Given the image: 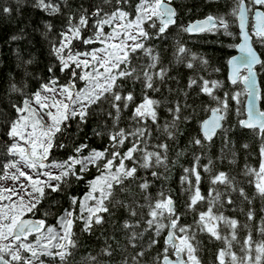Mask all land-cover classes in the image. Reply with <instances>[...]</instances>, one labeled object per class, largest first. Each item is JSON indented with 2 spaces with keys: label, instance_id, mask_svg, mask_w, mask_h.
Here are the masks:
<instances>
[{
  "label": "snow or ice",
  "instance_id": "obj_1",
  "mask_svg": "<svg viewBox=\"0 0 264 264\" xmlns=\"http://www.w3.org/2000/svg\"><path fill=\"white\" fill-rule=\"evenodd\" d=\"M24 2L16 0L17 15ZM31 7L62 20L58 27L43 22L40 35L48 42L52 58L44 71L30 72L35 58L18 53L17 69L22 76L10 72L0 80L2 98L8 100L7 108L0 111L7 137L0 147V264H44L41 255L52 258L49 264H76L73 258L80 244L75 226L78 224L81 233L91 234L102 228L106 215L110 217L119 208L126 215L118 227L112 223L114 232L121 233L120 239L102 231L104 243L96 255L82 257L81 264H201L197 229L211 239H223V248L215 253L218 264H264V85L257 83L255 70L259 65L264 71V58L255 48L264 49V0H231L223 13L210 11L198 19H191V8H187V22L178 21L181 7L174 0H102L88 9H73L66 2L62 8L61 0H32ZM12 12L9 3L0 4V16L8 18ZM172 28L189 37L211 32L231 38L225 46L237 54L225 59L228 87L224 80L205 78L208 59L192 52L178 36L172 42L171 57L195 71L183 87L173 89L164 83L170 64L163 62L152 41L163 43ZM75 41L82 42L85 50L73 51ZM94 44L99 46L87 47ZM33 80L35 87L31 86ZM77 81L83 86L78 87ZM161 86L171 99L155 98ZM201 95L206 102L197 104ZM12 96L17 97L15 101ZM161 107L165 110L162 123ZM89 121L93 122L90 134L104 141L101 147L77 142L78 133ZM181 123L190 125L189 135L183 149L179 144L172 146L169 165V145L183 135ZM72 125L76 133L71 132ZM152 125L159 137L154 141ZM245 130L259 141L254 152L258 163L245 162L239 178L214 169L215 163L235 164L238 153L247 152L249 143L236 139ZM57 137H62L59 144ZM66 142L70 152L62 160L53 159L50 150L63 149ZM212 147L217 148L214 157L209 152ZM189 151V164L181 166L180 192L186 194L184 211L195 213V219L192 224H182L172 194L163 187L151 194L147 176L164 179V172ZM90 168L96 174L85 181L86 191L79 195L68 192L67 206L55 216L57 227L46 225L48 211L39 205L79 183ZM205 179L207 197L200 190ZM256 199L261 204L258 220ZM205 200L207 208L196 211ZM49 203L56 201L53 198ZM225 205L233 206V211L239 207L246 217L245 230L255 220V232L261 238L254 240L245 234L241 241L237 237L241 221L214 211ZM36 211L41 218H31ZM220 225L227 228L223 237ZM161 236L163 247L145 261L146 249L157 245ZM113 240L115 248L109 243ZM233 241L240 244L239 256L232 251Z\"/></svg>",
  "mask_w": 264,
  "mask_h": 264
},
{
  "label": "trees",
  "instance_id": "obj_2",
  "mask_svg": "<svg viewBox=\"0 0 264 264\" xmlns=\"http://www.w3.org/2000/svg\"><path fill=\"white\" fill-rule=\"evenodd\" d=\"M7 2L9 3L12 8L13 12L8 18L0 16V80L6 77L10 72L16 75L18 78L22 76V72L17 69V54L24 56L27 58L29 55L34 57V64L29 67L30 72H42L46 69L47 65L52 61V58L48 54V42L41 37L40 32L43 31V22L50 21L53 25L59 26L62 20L60 16H49L42 12L39 9H34L31 7L32 0H26V2L21 3L19 5V15L16 12V0H0V4ZM67 3L71 8H76L79 6H83L84 8L88 9L89 6L93 3L101 4L102 0H61V7L63 8L64 3ZM231 3V0H174V4L176 6L181 7V15L178 17L179 20H184L187 22L189 18L188 14L186 13L187 8H191V15L190 18H199L208 12H220L223 13L227 10V5ZM231 27H235L232 25ZM83 35L87 36L88 32L84 31ZM16 35L19 39L12 41L9 37ZM179 37L181 42L186 43V46L192 51L198 54L204 55L206 59L209 61V71L206 74L205 78L208 79H218L225 81V87H228L226 83V64L225 59L227 56L232 55L234 53V49L227 48L225 46L226 43L230 42L231 38H225L221 33L219 36L215 33L205 32V33H198L195 35H191L189 37L188 34H181L178 33L176 28H172L169 32V37L163 43L153 40L152 46L157 48L160 51V54L163 58V62L166 65L170 64V69L168 74L165 77L164 83L168 84L169 87L175 89L178 87H183L186 83L187 77L192 75L193 71H189L183 67V64H177L171 57L172 49V42L176 37ZM165 45H167V50L165 51ZM97 45H89L87 47H96ZM85 45L82 44L80 41H75L73 45L74 50H85ZM255 48L259 55L264 58V49H261L259 45H255ZM15 49L16 51H13ZM144 62H147V58H144ZM219 68V72H213L211 69ZM256 72L259 80V84L264 85V71L261 70L260 66H256ZM57 74L59 75L58 69ZM200 74L205 75L204 70L200 68ZM174 77L175 79H171ZM63 79V77H61ZM78 83V81H77ZM31 86L35 87V81H31ZM131 87V85H128ZM139 85H136L137 91H139ZM242 87V86H241ZM2 89H0V111H3L7 108L8 100L7 98H2ZM196 90L193 89V92ZM151 94V93H150ZM222 94V93H218ZM13 101L17 98L16 96L11 97ZM155 98L164 100V99H171L172 97L169 95L167 88L161 86L160 91L155 94ZM206 97L201 95L198 100L195 102L199 104L201 101L206 102ZM159 114L161 117L160 123L163 122L165 118V110L163 107L159 109ZM130 115V111L125 114L123 120L127 119V116ZM201 115L203 113L201 112ZM122 126L123 123H122ZM93 127V122L89 121L87 127H84L77 135V142H85L88 143L90 147H101L104 141L93 137L90 132ZM180 130L183 132V135L177 137L176 140L171 141L169 145V165H171L172 160L171 157L174 155L172 151V146L179 144L180 148L183 149L186 143L187 136L189 135L190 125H186L181 123L179 125ZM6 129L4 128V120L0 118V147L6 142L7 137L5 136ZM71 132L76 133V126H71ZM152 132H153V141L157 138L156 133V125H152ZM87 136V139L85 137ZM62 137L56 138V143L59 144L61 142ZM236 139L239 143L248 142L250 147L247 152L240 151L238 153L236 163L229 164L227 161L224 163H215L214 169L219 170H227L233 175H237L240 169L244 166L245 162L248 164L255 165L258 163L257 155L254 154L256 147L258 146L259 141H257L250 132L245 130L243 133L237 134ZM218 143V142H217ZM239 144H237V147ZM71 145H68L66 142V147L61 149L59 147L50 150L51 157L56 160H62L66 157V155L70 152ZM217 151L216 147H212L209 149L210 155L212 157L215 156ZM3 155V152L0 151V156ZM191 151L187 153L186 156L180 157L179 161L175 164L174 167L170 168L166 172H164V179H153L150 175L147 178L151 181L149 192L153 195L157 191H160L163 187L165 192H170L175 200L176 210L181 213L180 223L184 224H192L195 219V213L193 212H185L183 205L186 199V194L181 195L180 192V174H181V166L188 165L191 159ZM206 162V161H202ZM202 172V170H201ZM96 174L95 168H90L89 172L85 174L84 179L81 180L79 183H73L70 186L66 187L64 192L59 194H53L52 197L43 201L39 208L42 210H47L48 215L45 218V223L51 224L54 227L56 226L55 216L59 215V213L63 210L64 206H67L66 194L71 192L73 195L82 194L83 191H86V184L85 181L90 179L93 175ZM144 175V173H140ZM187 185H185V188ZM247 187V184H245ZM201 193L204 197L208 196V183L207 180H203L200 185ZM249 195H251V189H248ZM55 199L56 203L51 204L49 203L50 199ZM207 201L200 205L196 209V211H200L207 208ZM261 206L259 199H256L254 202V207L257 209L256 212V220L259 219V207ZM247 207L246 205L244 206ZM214 211L216 212H223L224 215L227 216H235L238 220L241 221V227L237 230V237L242 241V237L245 234H250L251 237L256 240L260 239L258 237L255 228L256 223L255 220L250 222L249 228L245 230L243 228V223L246 221V217H244L240 211L239 207L233 211V206L225 205L223 208L217 206ZM28 216L29 214H25ZM125 212L123 208L115 209L112 211V215L105 216V223L102 228H95L91 234L88 233H81L79 230L78 224L75 226L76 232V239L80 244V250L74 256V261L76 264H81L82 257H86L87 255H96L98 249L104 243V236L101 235L103 231L108 236L114 235V240H119L121 233L119 231H115L113 229V221L116 222V227L119 225V221L124 218ZM31 217L34 218H41V212L36 211L32 214ZM143 226V225H141ZM221 237L227 234V228L223 225L219 226ZM145 242L147 241V236L143 237ZM196 239L200 242L199 247L197 248V255L201 261V264H218L215 261V253L216 250L219 248H223V239L215 240L209 238L206 233H200L197 229V237ZM113 241H109L112 243V246L115 248L116 244ZM163 247V237L161 236L158 240L157 245L151 246V248L146 249L145 255L143 259L147 261L150 257L154 258L160 249ZM139 249H137L138 251ZM232 251L236 252L237 256L240 255V244L236 243L235 241L232 242ZM41 257L46 260L49 264V261L52 259L51 257H45L41 255ZM121 257L117 255L116 259L119 260Z\"/></svg>",
  "mask_w": 264,
  "mask_h": 264
},
{
  "label": "rangeland",
  "instance_id": "obj_3",
  "mask_svg": "<svg viewBox=\"0 0 264 264\" xmlns=\"http://www.w3.org/2000/svg\"><path fill=\"white\" fill-rule=\"evenodd\" d=\"M104 30H105V31H107V30H108V27H107V25H105V26H104ZM98 46H99V45H97L96 47H98ZM73 51H76V50H74V49H73ZM82 51H84V50H82ZM77 86H78V87H81V86H83V85H82V83H81V82H79V81H78V83H77ZM8 183L10 184V183H11V181H9ZM32 238L34 239V238H35V236L33 235V237H32ZM45 257H46V256H45ZM40 259H42V260L44 261V264H48V263L46 262V260H44L42 257H40Z\"/></svg>",
  "mask_w": 264,
  "mask_h": 264
},
{
  "label": "water",
  "instance_id": "obj_4",
  "mask_svg": "<svg viewBox=\"0 0 264 264\" xmlns=\"http://www.w3.org/2000/svg\"><path fill=\"white\" fill-rule=\"evenodd\" d=\"M200 18V17H199ZM194 19H198V18H194ZM198 34V33H197ZM192 35H195V34H192ZM235 54H237L236 53V50L234 49V53L232 54V55H235ZM259 55V54H258ZM255 70H256V66H255ZM226 73H227V66H226ZM257 83L259 84V80H258V76H257ZM31 218H34V217H31ZM34 219H36V218H34ZM170 258H172V257H170Z\"/></svg>",
  "mask_w": 264,
  "mask_h": 264
}]
</instances>
